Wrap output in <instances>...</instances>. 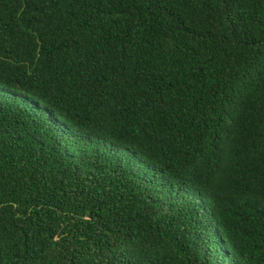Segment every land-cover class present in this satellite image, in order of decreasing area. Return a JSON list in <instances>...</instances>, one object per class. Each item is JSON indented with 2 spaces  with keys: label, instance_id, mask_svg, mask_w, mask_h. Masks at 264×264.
<instances>
[{
  "label": "trees",
  "instance_id": "16d2710c",
  "mask_svg": "<svg viewBox=\"0 0 264 264\" xmlns=\"http://www.w3.org/2000/svg\"><path fill=\"white\" fill-rule=\"evenodd\" d=\"M0 264H264V0H0Z\"/></svg>",
  "mask_w": 264,
  "mask_h": 264
}]
</instances>
